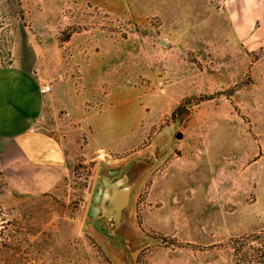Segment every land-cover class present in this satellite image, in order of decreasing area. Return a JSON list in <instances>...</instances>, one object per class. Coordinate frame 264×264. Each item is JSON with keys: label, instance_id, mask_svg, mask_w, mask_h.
I'll return each instance as SVG.
<instances>
[{"label": "rangeland", "instance_id": "obj_1", "mask_svg": "<svg viewBox=\"0 0 264 264\" xmlns=\"http://www.w3.org/2000/svg\"><path fill=\"white\" fill-rule=\"evenodd\" d=\"M102 1L0 0V64L50 86L39 127L82 144L87 134L72 126L85 110L97 113L86 121L98 128L90 151L126 137L132 145L78 152L42 196L14 193L0 173V264H113L82 225L94 178L160 132L172 147L136 184L133 217L149 243L133 264H149L153 249L173 264H264V193L253 189L264 187V0ZM179 155L206 164L193 165L198 183L226 188L207 201L194 194L191 230L173 226L170 237L144 228L141 210L154 173Z\"/></svg>", "mask_w": 264, "mask_h": 264}, {"label": "crops", "instance_id": "obj_2", "mask_svg": "<svg viewBox=\"0 0 264 264\" xmlns=\"http://www.w3.org/2000/svg\"><path fill=\"white\" fill-rule=\"evenodd\" d=\"M94 1L96 5L103 7L102 0ZM113 14L116 16V13ZM58 77L61 79L60 75ZM49 78L53 79V75L44 72V81ZM43 85L46 84L40 83L32 72L22 66L13 63L0 64V173L10 190L26 197L42 196L52 192L66 174L78 152L87 159H92L96 157L94 155L96 153L99 157V152L118 149L125 152L132 146L129 145L126 137V141L119 145L110 143L105 148L98 147L90 151V137L98 128L89 126V121L97 113L87 115L85 110L82 111L83 118L77 119L79 123L82 122L72 126L87 134L82 144L77 142L76 135L71 138L69 134L63 136L40 128L38 122L43 113L44 117L46 115V97L51 91L49 86V90L42 92ZM73 113L69 111L67 114L73 116ZM119 117L117 118L119 121H124L122 117ZM88 119L89 121L86 122ZM72 120L75 119L72 118ZM182 158L181 155L171 158L154 173L151 187L152 205L147 204L141 210V222L144 228H150L153 232L170 237H175L176 230L173 226H180L183 232L191 230L194 224V194H201L206 200L209 193H223L226 188L224 183L216 186L198 183L201 177L196 178V175L192 173L193 165L202 169L206 164L204 162L196 164L193 160L186 159L181 161ZM239 177V175L234 177V183L237 178L239 180ZM194 182H196L195 185ZM253 189L256 193L262 190L264 193V187L253 185ZM256 202L257 200L251 205ZM234 207L230 214L234 213ZM203 216L206 217L207 213ZM209 216L213 218L212 213ZM257 217L259 216H254L253 221H256ZM209 221L207 220V223ZM228 234L237 233L228 231ZM159 252L160 250L156 249L150 252L149 264L174 263V260L170 258H160ZM171 260L173 262H170Z\"/></svg>", "mask_w": 264, "mask_h": 264}, {"label": "water", "instance_id": "obj_3", "mask_svg": "<svg viewBox=\"0 0 264 264\" xmlns=\"http://www.w3.org/2000/svg\"><path fill=\"white\" fill-rule=\"evenodd\" d=\"M162 135L160 132L144 148L98 167L82 225L113 264H133L137 251L149 243L136 228L133 198L136 184L150 163L155 166L172 147L173 140ZM181 136L180 132L175 133V138Z\"/></svg>", "mask_w": 264, "mask_h": 264}, {"label": "trees", "instance_id": "obj_4", "mask_svg": "<svg viewBox=\"0 0 264 264\" xmlns=\"http://www.w3.org/2000/svg\"><path fill=\"white\" fill-rule=\"evenodd\" d=\"M183 102H184V101H183ZM183 102L180 103V104H179V105H178V106L172 111L171 115L177 113V112L180 110V108L182 107ZM251 236H252V235H251ZM261 256H262V258H263V261H262V262L264 263V254H262ZM242 259L247 260L248 257H247L246 255H244V256L242 257Z\"/></svg>", "mask_w": 264, "mask_h": 264}, {"label": "built area", "instance_id": "obj_5", "mask_svg": "<svg viewBox=\"0 0 264 264\" xmlns=\"http://www.w3.org/2000/svg\"><path fill=\"white\" fill-rule=\"evenodd\" d=\"M47 90H49V85H43L42 87H41V91L43 92V91H47Z\"/></svg>", "mask_w": 264, "mask_h": 264}]
</instances>
